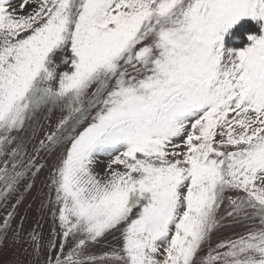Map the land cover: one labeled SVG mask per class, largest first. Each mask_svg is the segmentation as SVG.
I'll use <instances>...</instances> for the list:
<instances>
[{"label": "snow or ice", "instance_id": "snow-or-ice-1", "mask_svg": "<svg viewBox=\"0 0 264 264\" xmlns=\"http://www.w3.org/2000/svg\"><path fill=\"white\" fill-rule=\"evenodd\" d=\"M0 264H264V0H0Z\"/></svg>", "mask_w": 264, "mask_h": 264}, {"label": "rangeland", "instance_id": "rangeland-1", "mask_svg": "<svg viewBox=\"0 0 264 264\" xmlns=\"http://www.w3.org/2000/svg\"><path fill=\"white\" fill-rule=\"evenodd\" d=\"M246 229L239 225V224H232V223H225L222 230L213 237V244H215L220 239H226L228 237L235 238L237 235L244 234ZM3 260H10L12 259V254L10 249H5L3 253Z\"/></svg>", "mask_w": 264, "mask_h": 264}]
</instances>
